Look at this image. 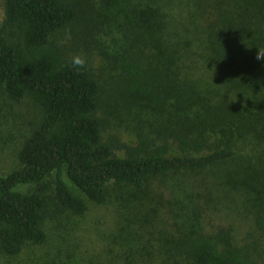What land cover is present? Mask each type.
Wrapping results in <instances>:
<instances>
[{
    "label": "trees",
    "instance_id": "obj_1",
    "mask_svg": "<svg viewBox=\"0 0 264 264\" xmlns=\"http://www.w3.org/2000/svg\"><path fill=\"white\" fill-rule=\"evenodd\" d=\"M183 1L197 17L195 38L208 53L200 55L226 70L229 86L255 99L254 86L264 84V60L255 58L256 47H264V0ZM2 9L0 96L29 99L38 109L16 153L19 167L0 175L5 254L43 243L46 217L83 214L87 200L104 203L110 187L125 200V186L141 188L162 173L234 163L247 142L264 148V113L253 104L241 110L225 101L211 104L213 94L192 76L198 58L185 51L189 33L167 31L162 4L144 3L121 22L123 52L116 70L102 76L85 49L94 39L90 0H2ZM77 54L87 61L79 71L70 65ZM139 96L160 110L170 102L159 141L138 133L128 143L111 131V106ZM220 129L230 138L220 136ZM238 167L248 190L264 193V160L252 171ZM221 233L224 244L215 245L200 227L180 230L160 243V263L256 264L248 246L232 243L229 229Z\"/></svg>",
    "mask_w": 264,
    "mask_h": 264
},
{
    "label": "rangeland",
    "instance_id": "obj_2",
    "mask_svg": "<svg viewBox=\"0 0 264 264\" xmlns=\"http://www.w3.org/2000/svg\"><path fill=\"white\" fill-rule=\"evenodd\" d=\"M150 1L162 4L169 15L168 32L189 33L190 44L185 51L198 58V62L191 63L192 76L203 90L213 94L211 104L225 101L228 108L237 110L253 104L264 113V84L254 86L255 99H250L248 90L236 91L226 83L225 69L200 55L208 53L200 50L195 38L199 34L195 28L197 17L192 8H184L183 0H90L96 12L94 39L85 49L96 73L102 76L116 70V59L125 45L121 22ZM3 17L0 0V25ZM170 109V102L160 110L144 97H132L131 101L111 106V131L128 143H133L138 133L159 141L166 125L164 112ZM37 114V107L29 99L13 102L0 96V175L19 167L17 150ZM219 134L229 137L221 129ZM262 160L263 145L256 150L247 142L246 152L234 163L150 177L141 188L125 186V200L110 187L105 202L87 200L83 214L62 212L46 217L41 225L46 240L27 243L16 255L0 250V264H161L162 240L194 227L208 233L215 245L224 244L221 230L229 229L232 243L248 246L256 264H264V193L250 192L238 167L252 171ZM70 187L84 196L72 184Z\"/></svg>",
    "mask_w": 264,
    "mask_h": 264
},
{
    "label": "clouds",
    "instance_id": "obj_3",
    "mask_svg": "<svg viewBox=\"0 0 264 264\" xmlns=\"http://www.w3.org/2000/svg\"><path fill=\"white\" fill-rule=\"evenodd\" d=\"M257 53H256V59L257 60H264V47H256ZM86 58L83 55H73L70 60V65L72 67H75L78 71L80 69H85L86 67Z\"/></svg>",
    "mask_w": 264,
    "mask_h": 264
}]
</instances>
